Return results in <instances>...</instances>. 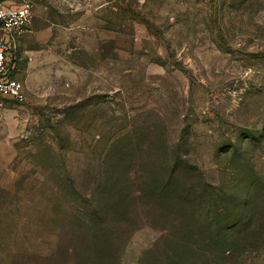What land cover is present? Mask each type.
Wrapping results in <instances>:
<instances>
[{"label": "rangeland", "instance_id": "obj_1", "mask_svg": "<svg viewBox=\"0 0 264 264\" xmlns=\"http://www.w3.org/2000/svg\"><path fill=\"white\" fill-rule=\"evenodd\" d=\"M31 2L0 264H264V0Z\"/></svg>", "mask_w": 264, "mask_h": 264}, {"label": "built area", "instance_id": "obj_2", "mask_svg": "<svg viewBox=\"0 0 264 264\" xmlns=\"http://www.w3.org/2000/svg\"><path fill=\"white\" fill-rule=\"evenodd\" d=\"M32 10L31 0L0 4V109L25 99L23 85L16 78L15 48L33 16Z\"/></svg>", "mask_w": 264, "mask_h": 264}, {"label": "crops", "instance_id": "obj_3", "mask_svg": "<svg viewBox=\"0 0 264 264\" xmlns=\"http://www.w3.org/2000/svg\"><path fill=\"white\" fill-rule=\"evenodd\" d=\"M18 40H19V39H18ZM18 42H19V41H17L16 48L18 47ZM16 48H15V52H16ZM16 58H17L16 66H17V70H18V65H17V64H18V60H19V58H18V57H16ZM16 73H17V71H16Z\"/></svg>", "mask_w": 264, "mask_h": 264}]
</instances>
